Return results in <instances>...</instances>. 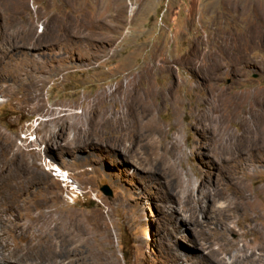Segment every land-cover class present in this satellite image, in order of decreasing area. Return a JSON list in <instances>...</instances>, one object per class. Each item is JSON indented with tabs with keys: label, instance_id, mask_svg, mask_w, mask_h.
<instances>
[{
	"label": "rangeland",
	"instance_id": "rangeland-1",
	"mask_svg": "<svg viewBox=\"0 0 264 264\" xmlns=\"http://www.w3.org/2000/svg\"><path fill=\"white\" fill-rule=\"evenodd\" d=\"M93 1L66 13L73 0H0V60L10 62L0 81V141L19 150L27 170L47 174L30 200L73 230V244L84 237L73 264H243L239 250L255 238L244 235L253 215L240 196L250 195L264 217V105L255 122L238 125L228 107L240 108L238 94L264 90V35L234 49L236 65L208 74L175 67L173 77L153 79L160 89L181 80V102L138 101L117 131L89 127L87 105L99 92H114L156 56L186 57L196 40L249 20L216 0H124L121 23L108 18L90 34L84 14L101 21L109 2L95 1L97 11ZM22 57L43 72L29 103L22 72H36L23 71ZM39 212L22 211L20 221Z\"/></svg>",
	"mask_w": 264,
	"mask_h": 264
},
{
	"label": "bare ground",
	"instance_id": "bare-ground-1",
	"mask_svg": "<svg viewBox=\"0 0 264 264\" xmlns=\"http://www.w3.org/2000/svg\"><path fill=\"white\" fill-rule=\"evenodd\" d=\"M82 1L86 0H73V5L68 8L69 11L66 13H74L73 10L75 7L81 11L85 10V6L81 4ZM95 1L97 0L93 1L95 9L101 11V8H99V6L101 7V3L98 6L95 5ZM216 1L219 5L223 6L224 10L229 11L231 14L232 12H236L238 15L241 13L243 17L247 16L249 20L246 21L243 28H236V31H219V33L212 34L206 41L196 40L195 47H193L194 49H192L190 51L191 53L186 55V57L182 56L178 59L166 57L160 61V58L156 56L151 60V63L142 67L135 75L130 74V76H127L128 74H126L125 83H120L115 88L114 92L101 91L87 105L88 109L85 115H88V126H103L104 129L115 130L118 124L121 125L122 120L125 118V110L131 109L138 101H145L147 104L157 101L158 99H163L165 101L173 100V103L181 102L182 88L184 87V83L181 80H179L180 82H178L176 89H173L170 83V85H163L164 87L160 89L157 86L155 87L152 82L154 78L160 76L173 77L174 69H176L175 67L185 66L193 72L198 71L201 74L203 72L208 74L216 69L236 65V61L233 60L236 55L234 49L240 48V46L247 47L249 43L255 41L257 38H262L264 35V0ZM51 5L53 4L51 3ZM214 6L215 4L208 7L209 11L213 10ZM125 8L126 4L124 0H109L107 5L103 8V10L107 12V15L101 21H97L95 18L88 17L83 13L84 22L83 20L82 22L88 27L89 30L85 27L88 33L95 34L98 26H106L104 22L108 18H115L118 23H121L120 21L125 18ZM59 13H61V11ZM54 19H56V17ZM82 40H86L85 34L82 36ZM203 46L206 48H203ZM7 53L8 52L5 51L6 55ZM155 55H157V53ZM20 63L23 71L29 67V69L33 68L36 72V74L32 71H30V73L22 72V76L24 75L30 80L29 83H24L25 78H22V86H24L23 90H25L24 101L29 103L30 101L33 102L35 99L38 100L40 96L38 92H40L43 87V81H41L42 78L40 77L43 73L41 64H37L35 60L25 57H22V62ZM9 70L10 62L7 60H0V81L8 77L7 71ZM193 87L194 86H192V88ZM219 95L223 94H218L217 96ZM237 97H239L240 108L234 105L229 106L228 110L230 109L232 111L229 115L234 117V114L237 113L240 116L237 125L239 124L238 122L246 124L249 120L255 122L254 115L259 111V108L264 105V90L254 93L238 94L236 98ZM229 98L227 100H229ZM235 103L236 102H234V104ZM225 110H227V108H225ZM72 117L75 116L73 115ZM214 119L215 121L218 120H216V117ZM73 125H75V123H73ZM241 136L243 137V135ZM11 144V142L5 140L0 141V264H73V260H68V257L74 255L75 252L80 254L77 250L80 248L82 250L85 249L88 243L82 242L84 241L83 236H78L80 237L79 240L73 244L71 236L73 230L72 232L71 230L63 231L60 228L61 226L59 227L60 224L53 221L52 214L44 213L39 203L30 200L39 192V189L41 191L46 188L42 180L47 174L42 171L38 173L27 170L25 161L22 159V154L19 153V150L17 149L13 151V153L9 152ZM248 147L250 148V146ZM262 147L264 146L262 145ZM260 154L263 159L264 151ZM249 159H252V157L248 158L246 161ZM22 168L25 169V171L22 170ZM240 197H242V199L238 202L245 208V213L248 215L251 213L253 215L252 220L247 221L244 235H253L255 239H253L254 242L252 246H250V244H245L239 250L242 255L237 256V261L240 260L243 264H264V217L260 215L261 209L250 195L245 192L243 196ZM33 209L36 211L40 210L39 214L33 221L22 223L23 221H20L19 218L20 212L32 211ZM42 219L48 221H40ZM61 231L63 233H60ZM71 245H73V248Z\"/></svg>",
	"mask_w": 264,
	"mask_h": 264
}]
</instances>
